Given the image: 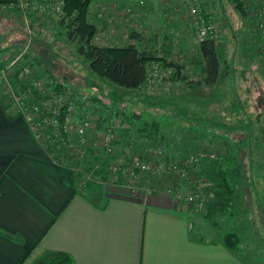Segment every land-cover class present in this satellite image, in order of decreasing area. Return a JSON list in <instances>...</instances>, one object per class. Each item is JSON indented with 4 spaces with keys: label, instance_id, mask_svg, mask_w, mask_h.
Returning a JSON list of instances; mask_svg holds the SVG:
<instances>
[{
    "label": "rangeland",
    "instance_id": "1",
    "mask_svg": "<svg viewBox=\"0 0 264 264\" xmlns=\"http://www.w3.org/2000/svg\"><path fill=\"white\" fill-rule=\"evenodd\" d=\"M244 3L247 15L242 18L227 0L198 2L201 15L206 14L207 21L215 27V40L229 38L233 47L229 49L228 42L224 46L218 43L222 70L216 87L203 84L194 89L187 87V83L198 80V70L190 59L197 54L199 41L190 27L185 0L131 3L98 0L90 4L87 15L88 21L96 26L92 42L107 46L136 44L139 49L152 51L163 61L148 63L147 68L154 63L158 67H171L168 81H152L149 89L143 84L137 89H126L95 75L76 53L75 44L64 35L68 20L63 12L60 16H40L36 23L30 21L29 27L24 19L18 21L20 26L15 25L11 34L3 32L5 36L10 34L9 39L19 40L18 44H11L12 48L0 31V57L6 59L0 63V94L23 115L21 109L28 112L32 102L54 95L50 80L64 84L55 94L68 92L75 103L55 154L58 160L78 168L76 178L84 184L115 179L111 168L114 164L129 166L137 161L150 165L149 170L131 169V178L146 184L137 188L148 186L153 190L168 184L179 188L184 184L169 165L182 157L203 154L196 180L205 204L201 208L185 204L222 233L235 234V248L245 252L254 264H264V136H259L262 132L258 125L241 116L245 109L236 91L238 85L246 83L252 89L264 86V76L259 75L263 71L252 68L254 71L252 76L251 71L246 76V83L231 81L226 75L237 56L231 50L240 46L242 51L254 50L255 55L249 60L264 61V28L258 2L244 0ZM61 18L65 19L63 24L59 22ZM230 21L233 32L239 35H233L231 30L228 37L224 31L219 34V26ZM131 33L139 34L140 40L131 38ZM249 38L254 40L251 45ZM163 62L177 63L182 69L177 72L173 65ZM244 67L250 69L245 63ZM232 111L240 115L238 119L231 116ZM81 120H86L87 126L80 133L77 128ZM232 130L243 132L235 136ZM106 133L111 134L108 141L104 138ZM254 134L258 139H244ZM224 157L230 160L223 163ZM219 166L235 190L230 213L212 207L219 184ZM101 170L105 171V180L98 174Z\"/></svg>",
    "mask_w": 264,
    "mask_h": 264
},
{
    "label": "crops",
    "instance_id": "2",
    "mask_svg": "<svg viewBox=\"0 0 264 264\" xmlns=\"http://www.w3.org/2000/svg\"><path fill=\"white\" fill-rule=\"evenodd\" d=\"M257 2L264 28V0ZM22 19L5 12L0 31L11 34ZM232 28L231 21L225 22L218 33L224 31L228 37L231 30L239 35ZM9 35L4 39L12 48L19 40ZM247 41L251 45L254 40ZM225 42L233 48L229 38L215 40L219 75L213 87L221 77L220 49ZM240 47L231 50L238 57L227 69L230 80L246 83L254 67L262 69L259 75L264 76V61L249 60L254 50ZM236 91L245 109L241 116L258 125L259 136H264V86L252 89L246 83ZM231 116L238 119L240 115L232 111ZM238 132L243 131H231L235 136ZM75 169L55 160L27 119L0 94V264H31L57 252L69 255L73 264H254L241 249L224 245L225 232L211 226L190 205L176 202L164 188L144 191L137 188L146 185L144 181L122 174L86 186L76 178Z\"/></svg>",
    "mask_w": 264,
    "mask_h": 264
},
{
    "label": "trees",
    "instance_id": "3",
    "mask_svg": "<svg viewBox=\"0 0 264 264\" xmlns=\"http://www.w3.org/2000/svg\"><path fill=\"white\" fill-rule=\"evenodd\" d=\"M11 2L14 0H0ZM98 0H64V18L68 20L65 24L64 35L73 42L76 46V53L81 56L87 63L91 71L104 78L109 82L126 88L137 89L142 86L147 76L148 63L157 60L163 61L162 58H156L155 53L150 50L139 49L136 44H127L125 46H107L99 45L92 42L96 33V26L87 19L90 4ZM104 2H117L119 0H103ZM233 8L245 18L247 15L246 5L244 0H227ZM13 13L22 15L17 10H12ZM204 14V13H203ZM204 16V15H203ZM208 16L205 14V19ZM31 23H36L38 17L29 15ZM60 19V24L65 22V19ZM32 25V24H31ZM136 41L140 40V35L131 33L129 35ZM190 62L198 70V80L193 83H187V87L194 89L198 85L210 86L216 83L219 75V60L216 52L215 38H205L198 44L197 54L190 59ZM164 64L173 65L177 72H180L181 66L177 63L163 62ZM17 72L14 74L16 78ZM185 79V75H182ZM14 84V82H12ZM15 85V84H14ZM50 87L55 92H60L64 84L58 83L56 80H50ZM146 126L144 130H147ZM143 134V133H142ZM47 152L58 160L55 150L46 148ZM232 158V157H231ZM223 163L230 160L228 157L221 159ZM233 158L231 159V161ZM101 178L106 179L105 171L98 172ZM219 184L217 191L214 192L215 201L212 205L213 210L220 212H231L233 202L232 194L235 192L234 187L226 179V173L219 166L217 173ZM88 185V182L85 184ZM10 237V236H8ZM223 243L228 248H235L237 238L235 234L226 233L222 237ZM37 264H73L71 258L66 253L57 252L50 253Z\"/></svg>",
    "mask_w": 264,
    "mask_h": 264
},
{
    "label": "built area",
    "instance_id": "4",
    "mask_svg": "<svg viewBox=\"0 0 264 264\" xmlns=\"http://www.w3.org/2000/svg\"><path fill=\"white\" fill-rule=\"evenodd\" d=\"M199 0H185L186 14L189 19L190 27L194 31L198 41H202L205 38H212L216 36L215 27L212 23L208 22L203 15H201L198 6ZM64 0H14L11 2L0 1V16L4 11L17 10L21 13L24 22L27 27L30 25L29 15H35L40 17L43 15L60 16L63 14ZM259 16L262 14L259 11ZM262 18V16H261ZM262 21V19H261ZM262 25V22H261ZM4 56L0 57V63L4 61ZM155 64V63H154ZM152 64V69L147 68V76L143 85L147 89L152 86V81L165 82L171 77V67H158ZM154 67V68H153ZM151 69V70H150ZM28 72V70H25ZM142 85V86H143ZM51 91L49 90V93ZM54 95H50L47 99H39L37 102H32L29 105L28 112L25 109H21L23 116L27 119L31 128L35 132L37 138L40 140L44 148L56 149L58 143L63 135L67 131L68 124L71 120V113L75 102L71 100V94L68 92H62ZM87 126V121L79 122L77 130L81 133L83 128ZM111 134H105V140L108 141ZM47 150V149H46ZM203 154L193 155L189 157H182L175 160L173 164L169 165V169L175 173L178 181L183 183V186L175 188L173 184L166 185L164 190L172 195L173 199L178 203H192L196 204L198 208L203 207L205 204V197L199 190V184L196 180L198 178V170ZM194 163L193 166L191 165ZM153 165H151L152 167ZM112 170L114 174H124L127 177L131 174V169L136 168L139 171L149 170L150 165L147 163H139L134 161L127 165L114 164ZM195 188H194V187ZM186 188L188 190L186 191ZM193 189V191L190 190ZM144 191H152L148 186L142 188ZM182 190V191H181Z\"/></svg>",
    "mask_w": 264,
    "mask_h": 264
}]
</instances>
